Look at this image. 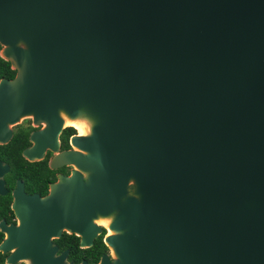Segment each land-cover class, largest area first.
<instances>
[{
	"label": "water",
	"instance_id": "95a60500",
	"mask_svg": "<svg viewBox=\"0 0 264 264\" xmlns=\"http://www.w3.org/2000/svg\"><path fill=\"white\" fill-rule=\"evenodd\" d=\"M0 58V144L99 114L68 177L13 191L8 262L73 264L50 240L103 230L94 264H264V0H0Z\"/></svg>",
	"mask_w": 264,
	"mask_h": 264
},
{
	"label": "flooded vegetation",
	"instance_id": "af4514ba",
	"mask_svg": "<svg viewBox=\"0 0 264 264\" xmlns=\"http://www.w3.org/2000/svg\"><path fill=\"white\" fill-rule=\"evenodd\" d=\"M8 69L11 70L9 64ZM13 75L10 78L0 76V80H9ZM61 127L55 140L50 130H47L42 123L35 124L31 118H23L9 127V138L0 144V171L5 167L0 173V244L10 237L11 229L17 227L19 222L12 209L13 191L18 192L20 188L24 196L43 197L47 194L49 186L59 177L70 175L72 166L68 164L53 166L54 159L58 154L72 150L70 137L75 134V131L79 133L73 125L66 124ZM13 136L18 138L20 145L21 160L17 164L10 162L15 151L9 146ZM23 151L27 158L22 157ZM62 234L65 233L62 232L60 236ZM54 240L51 239L50 244L56 248L55 255H58L61 251H58ZM12 249L10 246L0 249V264H24L22 261L8 262L7 258L12 253ZM65 261L70 262L66 260V257Z\"/></svg>",
	"mask_w": 264,
	"mask_h": 264
},
{
	"label": "trees",
	"instance_id": "16d2710c",
	"mask_svg": "<svg viewBox=\"0 0 264 264\" xmlns=\"http://www.w3.org/2000/svg\"><path fill=\"white\" fill-rule=\"evenodd\" d=\"M13 71L8 69V63L0 59V76L10 78ZM14 151V155L10 162L17 164L21 157L19 155V141L16 136H13L9 145ZM15 148V149H14ZM103 230L93 239L90 247L79 249L77 247V238L73 235L62 234L54 243L58 247V251L67 250L66 260L73 264H78L80 261H85L87 264H94L102 253L106 252L104 245L101 242Z\"/></svg>",
	"mask_w": 264,
	"mask_h": 264
},
{
	"label": "bare ground",
	"instance_id": "6f19581e",
	"mask_svg": "<svg viewBox=\"0 0 264 264\" xmlns=\"http://www.w3.org/2000/svg\"><path fill=\"white\" fill-rule=\"evenodd\" d=\"M83 109H86L91 114V117H90L91 122L88 125V130H89V133H90L91 132V128L93 127L92 125L94 123H96V120L99 118V114L93 112L92 110L88 109L85 106H78L76 111H75V113L71 114V115H68L66 113H61L60 114L61 126L66 125V124L67 125H73V126H75L78 129V133H80L81 129H80V127L77 124L80 123L81 120H82V113H84ZM97 218H98L97 221H99L98 224H101V225H103L105 227L108 218H104V216H102V215H98ZM109 232L110 231H108V230L106 231L107 234Z\"/></svg>",
	"mask_w": 264,
	"mask_h": 264
},
{
	"label": "rangeland",
	"instance_id": "374dc122",
	"mask_svg": "<svg viewBox=\"0 0 264 264\" xmlns=\"http://www.w3.org/2000/svg\"><path fill=\"white\" fill-rule=\"evenodd\" d=\"M77 125L79 126V123ZM85 130H86L85 126L84 125H81V132H80V134H85ZM96 222L98 223L99 221H96Z\"/></svg>",
	"mask_w": 264,
	"mask_h": 264
}]
</instances>
